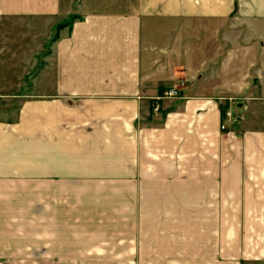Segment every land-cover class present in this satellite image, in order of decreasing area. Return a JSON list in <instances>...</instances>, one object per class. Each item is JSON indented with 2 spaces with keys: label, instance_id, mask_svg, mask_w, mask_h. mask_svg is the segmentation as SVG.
<instances>
[{
  "label": "crops",
  "instance_id": "obj_1",
  "mask_svg": "<svg viewBox=\"0 0 264 264\" xmlns=\"http://www.w3.org/2000/svg\"><path fill=\"white\" fill-rule=\"evenodd\" d=\"M0 261L264 264V0H0Z\"/></svg>",
  "mask_w": 264,
  "mask_h": 264
},
{
  "label": "built area",
  "instance_id": "obj_2",
  "mask_svg": "<svg viewBox=\"0 0 264 264\" xmlns=\"http://www.w3.org/2000/svg\"><path fill=\"white\" fill-rule=\"evenodd\" d=\"M182 85H183V82H179L176 85L172 86L171 88L167 89L166 91L163 92L161 98H167L168 99V98H173V97L179 96L178 87H180ZM154 108L157 109L156 106ZM231 116H232L231 110L228 108L224 112V118L226 120H230ZM224 128H225V126L222 125L221 129H224Z\"/></svg>",
  "mask_w": 264,
  "mask_h": 264
},
{
  "label": "rangeland",
  "instance_id": "obj_3",
  "mask_svg": "<svg viewBox=\"0 0 264 264\" xmlns=\"http://www.w3.org/2000/svg\"><path fill=\"white\" fill-rule=\"evenodd\" d=\"M61 24H64L63 27L58 28V26L61 25ZM59 25H57L56 29L54 30L55 31L54 35L58 34L59 31H61L63 28H65V27H67L69 25L68 24V19L64 20ZM232 109H233L234 114H236L235 111H234L236 109L235 106H233ZM0 264H29V262L28 261H13V262L0 261Z\"/></svg>",
  "mask_w": 264,
  "mask_h": 264
},
{
  "label": "trees",
  "instance_id": "obj_4",
  "mask_svg": "<svg viewBox=\"0 0 264 264\" xmlns=\"http://www.w3.org/2000/svg\"><path fill=\"white\" fill-rule=\"evenodd\" d=\"M73 19H74L73 17H72V18H69V19H68V24H70V23L73 21ZM63 25H64V24L59 25L58 28L63 27Z\"/></svg>",
  "mask_w": 264,
  "mask_h": 264
}]
</instances>
